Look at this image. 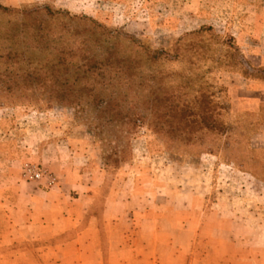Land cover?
<instances>
[{"label": "rangeland", "instance_id": "374dc122", "mask_svg": "<svg viewBox=\"0 0 264 264\" xmlns=\"http://www.w3.org/2000/svg\"><path fill=\"white\" fill-rule=\"evenodd\" d=\"M193 1L0 0V28L7 32H18L13 24L25 32L22 24L30 17L28 35H34L37 18L54 21L59 35L77 32L78 43L93 40L85 31H96L102 39L94 48L97 52L118 49L123 57L134 59L142 46L153 53H171L153 67L142 62L147 74H167L160 115L154 97L129 98L122 105L121 120L119 116L107 124L109 114L100 116L93 105L84 111L56 102L47 105L35 96L32 79L31 88L15 89L11 95L0 86V142L29 148L41 126L61 127L85 148L91 172L105 176L98 208L114 189L129 195L137 187L148 192L168 184L190 196L194 186L207 184L213 194L206 206H220L223 192L228 209L241 212V230L249 229L253 212L264 215V185L242 176L264 180V20H242L249 15L247 9L231 0L219 5ZM5 43L3 48H12ZM25 43L21 40L19 49L31 56ZM174 105L189 106L191 112L173 119ZM189 115L191 135L182 124ZM133 232L130 227L129 235Z\"/></svg>", "mask_w": 264, "mask_h": 264}, {"label": "crops", "instance_id": "0c3cea01", "mask_svg": "<svg viewBox=\"0 0 264 264\" xmlns=\"http://www.w3.org/2000/svg\"><path fill=\"white\" fill-rule=\"evenodd\" d=\"M231 4L247 9L242 20H264V0ZM40 128L29 148L0 142V264H264L260 212L242 231L241 212L228 209L223 192L220 206H206L207 184L190 196L168 184L129 195L114 189L98 208L105 176L91 172L85 148L61 127ZM30 164L41 179L24 176Z\"/></svg>", "mask_w": 264, "mask_h": 264}, {"label": "trees", "instance_id": "16d2710c", "mask_svg": "<svg viewBox=\"0 0 264 264\" xmlns=\"http://www.w3.org/2000/svg\"><path fill=\"white\" fill-rule=\"evenodd\" d=\"M32 20L27 17L22 24L25 32L19 31L21 27L16 28L14 24L11 27L18 32L11 33L3 30L2 26L0 28V86L1 89L4 86V93L11 95L15 89L31 88L34 85L32 79H35V96H39L47 105L56 102L81 111L93 105L100 116L101 113L109 114L107 124L118 121L119 116L121 120V108L127 99H145L149 95L154 97L153 107L160 115L161 96L164 95L162 84L167 74L156 70L147 74L142 62L146 61L153 67L164 60L166 54L171 55L170 52L153 53L139 46L143 50L134 59L123 57L118 49H107L102 54V51L94 50L96 44L101 45L102 41L94 30L85 31L93 40L88 38L78 43L77 32L69 37L66 35L69 32L64 30L59 35L54 21L35 18L34 35H28L27 24ZM21 40L30 45L31 56L20 51ZM5 41L12 46L11 49L3 48ZM179 44L173 50L176 58L179 57ZM24 56L27 57L21 59ZM103 105L106 108L102 110ZM189 108L174 105L172 118L175 119L180 112H191ZM137 118L141 121V116ZM182 124L185 125L184 132L191 135V115Z\"/></svg>", "mask_w": 264, "mask_h": 264}, {"label": "built area", "instance_id": "2783aa9c", "mask_svg": "<svg viewBox=\"0 0 264 264\" xmlns=\"http://www.w3.org/2000/svg\"><path fill=\"white\" fill-rule=\"evenodd\" d=\"M44 172L33 165H27L24 170V176L29 180L35 181L43 177Z\"/></svg>", "mask_w": 264, "mask_h": 264}]
</instances>
